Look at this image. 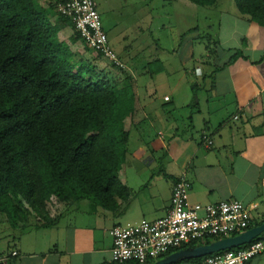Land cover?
Wrapping results in <instances>:
<instances>
[{"label":"crops","instance_id":"crops-1","mask_svg":"<svg viewBox=\"0 0 264 264\" xmlns=\"http://www.w3.org/2000/svg\"><path fill=\"white\" fill-rule=\"evenodd\" d=\"M127 2L106 0L98 9L126 68L98 62L92 49L90 58L81 57L118 86L126 78L132 81L134 111L126 121L130 138L119 173L126 194L111 208L89 199L63 203L56 216L49 213L56 220L53 225L19 229L15 245L0 253L9 255L11 264H116L110 230L166 216L172 189L184 175L191 205L237 199L247 208L251 224L264 222V26L239 12L235 0H219L202 6L209 7L202 14L217 28L214 37L202 36L190 23L180 42L171 50L164 47L167 62L152 55L148 61L147 50L156 46L145 38L155 26L150 12L128 24L130 38L122 35L118 23L108 22L109 14L125 11ZM193 10L191 22L201 13L198 7ZM237 52L241 54L235 57ZM174 59L181 70L176 62L172 65ZM175 73L180 77L172 78ZM205 135L213 140L211 147L205 146ZM251 264H264V252Z\"/></svg>","mask_w":264,"mask_h":264},{"label":"trees","instance_id":"trees-1","mask_svg":"<svg viewBox=\"0 0 264 264\" xmlns=\"http://www.w3.org/2000/svg\"><path fill=\"white\" fill-rule=\"evenodd\" d=\"M188 1L214 6L219 0ZM51 3L57 13V1ZM235 3L264 26V0ZM49 14L38 0H0V213L13 226L29 212L40 216L37 226L53 225L46 210L52 196L111 208L126 194L119 173L130 138L126 121L134 111L132 81L118 86L92 63H75L72 44L80 35L72 44L61 40L58 33L70 19L57 13L54 22ZM219 239L194 241L162 258Z\"/></svg>","mask_w":264,"mask_h":264},{"label":"built area","instance_id":"built-area-1","mask_svg":"<svg viewBox=\"0 0 264 264\" xmlns=\"http://www.w3.org/2000/svg\"><path fill=\"white\" fill-rule=\"evenodd\" d=\"M56 11L70 19L75 31L94 52L112 66L126 68V64L110 44L95 0H57ZM196 73H200V68L196 69ZM164 100L169 101L170 98L165 96ZM203 142L207 147L214 144L207 135ZM190 189V183L184 175L172 189L171 208L166 216L153 221L143 220L132 225L113 227L110 230L113 238V262L127 264L135 261L138 264H148L158 261L167 252L194 241L233 237L249 229L250 215L241 201L231 199L216 204L191 205ZM263 252L264 237H261L239 251L225 250L207 256L200 263L180 261L177 264H251ZM16 254L12 252V256ZM9 259V255H3L1 263H8Z\"/></svg>","mask_w":264,"mask_h":264},{"label":"rangeland","instance_id":"rangeland-1","mask_svg":"<svg viewBox=\"0 0 264 264\" xmlns=\"http://www.w3.org/2000/svg\"><path fill=\"white\" fill-rule=\"evenodd\" d=\"M57 0H55L56 2ZM97 3L98 9H101L100 3H106V0H95ZM38 3L43 5L44 7H47L50 12L51 19L55 22L56 19L59 18L58 14L55 13L52 10V3L51 0H38ZM56 4V3H55ZM117 4H115L116 6ZM200 8L201 13H196L194 15V21L191 22V20L188 19V17H191L193 15V8ZM110 7V6H109ZM209 7H202L199 5H196L188 0H149L148 3H146V0H128L127 4H125V11H116V13H110V17L108 18V22L112 23V20L115 21L117 24L118 29L120 32L123 33L126 32L128 37H132L131 28H128V24L136 22L138 19H141L144 12H150L153 18L154 28L152 30L146 31L145 38L147 39L148 43H156V46L158 48H162L161 50H156V46L153 48H149L146 53V57L152 55L160 58H165L167 62V52H163L164 47H169L170 50L173 47V44L176 45L178 42H180L181 37L180 34L183 29L190 28V23H194V26L191 27H198V32L202 36L205 34H211L213 37L216 35V29L212 28V22L208 20L207 16H203V12H207ZM184 15L185 18L182 17ZM71 22V21H70ZM128 30V32H127ZM211 36V37H212ZM58 37L61 40H66L72 44V39L77 37L76 31L73 28L71 23H67L64 28L58 33ZM124 37V36H123ZM125 38H123L124 40ZM142 42L144 43V39ZM126 41V40H124ZM134 40H131L132 43ZM174 42V43H173ZM153 44V45H154ZM199 44H203V42H198ZM204 45V44H203ZM73 48L76 50V55H73V61L75 63H87V61H82V58L88 57L90 58L89 52L91 51V48H89L82 39H76L73 44ZM94 53L96 55L98 62H103L105 59L102 58L100 55H98L96 52H90ZM153 59V58H151ZM149 59L148 61H151ZM107 61V60H105ZM108 62V61H107ZM176 62L178 64V69L181 70L183 67L179 60L173 61L172 65L175 66ZM109 63V62H108ZM112 73H115V71H112ZM172 78H178L180 75L178 73H175L171 76ZM164 88L166 85H163ZM166 89V88H165ZM134 140V138H132ZM63 204V201L59 200L56 196H52L51 199L47 202L46 210L49 213H54L55 216L59 212L60 205ZM65 218L67 216L65 215ZM65 220V219H64ZM39 224H42V220L40 216L33 213H25L20 216V220L18 221L17 225L13 226L11 225L8 217L6 215H3L0 213V253H3L7 250L9 245H15L13 242V237L18 238L19 232L23 228L30 229L33 228ZM18 229H14V228ZM20 229V230H19ZM22 229V230H23ZM12 239H9L11 238ZM206 242V240L202 241V243ZM16 243L18 244V240H16ZM4 254V253H3ZM3 254L0 255V264H9L8 263H1V258Z\"/></svg>","mask_w":264,"mask_h":264},{"label":"water","instance_id":"water-1","mask_svg":"<svg viewBox=\"0 0 264 264\" xmlns=\"http://www.w3.org/2000/svg\"><path fill=\"white\" fill-rule=\"evenodd\" d=\"M264 233V222L261 225L253 226L245 232L228 238H222L208 244L189 246L173 252L153 264H177L186 259L202 258L217 252L237 248L249 244Z\"/></svg>","mask_w":264,"mask_h":264}]
</instances>
